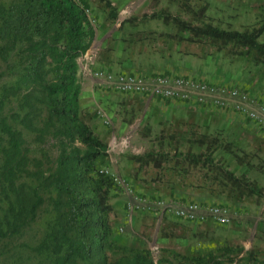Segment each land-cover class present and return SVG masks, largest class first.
<instances>
[{"label":"rangeland","instance_id":"rangeland-1","mask_svg":"<svg viewBox=\"0 0 264 264\" xmlns=\"http://www.w3.org/2000/svg\"><path fill=\"white\" fill-rule=\"evenodd\" d=\"M81 1L87 3L84 7L94 21L95 38L86 56H81L85 71L79 74L83 90L80 117L107 144L106 169L136 194L174 204L223 205L232 214L230 224L219 225L140 208L129 212L130 196L114 184L116 190L109 194L112 240L126 251L148 249L155 264H183L170 251L191 257L224 245L243 246L264 257V132L221 110L119 94L87 71L187 74L242 86L264 102V64L255 63L253 50L194 38L158 19L164 11L198 25L252 30L264 23V0H110L116 19L109 17V9L101 1ZM259 41L264 42V32ZM12 80L9 65L0 62V90ZM14 103L11 100L7 105L8 115L16 108ZM22 131L32 159L26 181L36 184L38 172L48 175L57 145L49 137L37 139L34 132ZM207 145L215 148L217 164L253 182L261 196L250 195L244 184H227L213 170L190 166L182 154L200 153ZM41 192L47 196V191ZM4 202L0 194V214ZM52 216L46 201L34 221L3 239L0 264H51L48 252L36 248L44 240ZM106 254L112 261L120 251Z\"/></svg>","mask_w":264,"mask_h":264},{"label":"trees","instance_id":"trees-1","mask_svg":"<svg viewBox=\"0 0 264 264\" xmlns=\"http://www.w3.org/2000/svg\"><path fill=\"white\" fill-rule=\"evenodd\" d=\"M99 1L116 19L110 0ZM86 4L0 0V62L9 65L13 75L0 90V194L6 204L0 214V242L34 221L48 201L53 216L36 250L48 252L51 264H155L148 249L126 251L111 238L109 194L116 188L110 176L100 172L109 166L108 147L80 117L78 59L95 38L84 12ZM200 12L203 16L205 8ZM158 19L194 38L253 50L255 63L264 64V42L259 41L264 23L238 31L194 24L164 11ZM10 99L16 108L8 115ZM22 129L34 132L37 139L49 137L57 145L48 175L38 172L36 184L26 181L32 159ZM214 151L207 145L200 153L182 155L190 166L213 170L227 184H244L250 195L261 196L253 182L217 164ZM107 251L120 255L110 261ZM169 253L183 264H264V257L239 245L219 246L191 257Z\"/></svg>","mask_w":264,"mask_h":264},{"label":"built area","instance_id":"built-area-1","mask_svg":"<svg viewBox=\"0 0 264 264\" xmlns=\"http://www.w3.org/2000/svg\"><path fill=\"white\" fill-rule=\"evenodd\" d=\"M81 5L80 0H72ZM89 22L90 12L84 8ZM87 71L97 80L113 91L123 95H134L158 102L180 104H194L204 109H216L228 112L250 122L264 132V102L251 95L242 86L230 83H212L202 78L173 72H155L150 74L105 72L102 70ZM113 183L120 187L131 201L127 202V209L131 212L140 208L146 211H157L161 216L171 215L182 220L211 221L219 225H228L232 221L229 208L223 205H201L196 202L174 204L170 200L139 195L125 184V181L109 172Z\"/></svg>","mask_w":264,"mask_h":264},{"label":"crops","instance_id":"crops-1","mask_svg":"<svg viewBox=\"0 0 264 264\" xmlns=\"http://www.w3.org/2000/svg\"><path fill=\"white\" fill-rule=\"evenodd\" d=\"M85 56H86V54H84L83 57H85ZM82 59H83L82 57L78 59L79 74H80V70H82V72L85 71L84 67H82V64L80 63ZM83 75H84V73H83ZM82 91H83V90H82V88H81V92H80L81 98H82V96H83V95H82ZM132 97H136V96H132ZM138 97H140V96H138ZM79 104L81 105L80 96H79Z\"/></svg>","mask_w":264,"mask_h":264}]
</instances>
